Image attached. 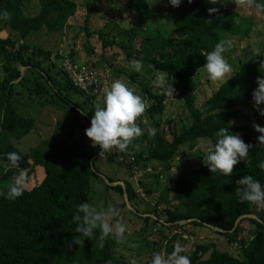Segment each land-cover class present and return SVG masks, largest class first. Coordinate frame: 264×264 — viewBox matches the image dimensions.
I'll return each mask as SVG.
<instances>
[{
  "label": "trees",
  "instance_id": "16d2710c",
  "mask_svg": "<svg viewBox=\"0 0 264 264\" xmlns=\"http://www.w3.org/2000/svg\"><path fill=\"white\" fill-rule=\"evenodd\" d=\"M97 1L92 0L88 14L95 12ZM210 2L182 0L177 8L169 6L160 18L170 25V30L155 29L146 33L159 15L147 0H125L123 9L132 13L134 20L131 27L120 32L124 39L106 41L101 32L95 34L103 40L105 48L117 46L127 60L137 59L143 68L149 67V81L152 82L154 73L159 71L167 83L184 87L202 69V52L211 51L219 40L231 39L232 47L225 53L227 56L238 50L239 43L256 29L251 17H244L237 9L224 4ZM211 7L218 11L209 15ZM0 10L10 13L7 21H0V34H5L0 36V162L4 163L0 167V183L10 182L22 174L25 185L23 194L15 200L4 198L7 188L0 191V264H129L114 254L117 242L113 235L105 238L103 247L99 246L98 230L92 239L83 240L81 245L72 243L77 234L71 217L77 204L92 203V179H100L105 190H111L121 199L124 197L131 207L139 204L130 184L124 183L122 187L113 185L111 179L103 180L94 169V163L104 159L108 164L123 166L127 159L135 157L133 164H142L143 169L150 163L157 166V180L163 170L171 168L181 147L194 150L198 139H206L212 146L215 132L220 127H228L229 132L238 133L246 144L252 145L246 162L237 163L230 176H222L211 174L201 161L198 167L172 180L160 192L157 206L160 203L167 205L164 214L161 213L163 216L154 210V218L144 216L139 219L144 226L159 222L161 230L168 227L178 231L162 246L166 255L172 252L177 234L196 237L199 229L209 230L224 239L234 251H221L212 243L195 245L188 254L184 253L191 264H264V205L241 202L234 192L235 181L246 175L264 184V170L257 166L264 161V145H259L256 140L259 133L248 123L236 125L246 110L251 113L255 125L264 126V116L260 115L264 104L254 105L251 99L255 80L264 75L262 62L237 67L232 77L222 82L199 107L195 105L193 95H186L184 107L189 115V125L178 133H170L169 139L161 129L162 122L154 120L163 115L168 95L152 93L146 85L139 83L149 100L146 114L153 121L156 134L149 137L145 131L132 141L127 153L113 150L99 157L95 145H73L55 152L33 150L24 154L7 139L12 135L20 140L35 126L32 118L20 115L15 108L14 99L21 95V87L51 106L63 105L61 107L66 111L75 110L90 122L92 113H84L83 104L69 100L73 94L86 95L90 91L76 85L63 65L58 68L51 62V51L42 46H29L26 42L42 30L47 33L61 31L75 14L77 4L74 0H0ZM254 12L258 16L255 22L264 18V13ZM68 59L74 68L81 67L75 64L72 55ZM20 68L26 69L24 75ZM130 77L134 82L136 74ZM13 152L20 157L15 164L7 159V154ZM205 154L200 155L201 159ZM132 167L130 163L129 168ZM36 168H41L43 176L33 186H28ZM169 197L173 205H169ZM119 207H125V203ZM150 260L144 264H149Z\"/></svg>",
  "mask_w": 264,
  "mask_h": 264
},
{
  "label": "rangeland",
  "instance_id": "374dc122",
  "mask_svg": "<svg viewBox=\"0 0 264 264\" xmlns=\"http://www.w3.org/2000/svg\"><path fill=\"white\" fill-rule=\"evenodd\" d=\"M77 4L75 14L68 20L64 28L57 33H47L45 30L27 39L29 46H42L46 50L52 52L51 62L61 68L62 65L72 55L76 65L88 67L94 74L97 85L93 88L85 89L90 91L83 95L73 94L69 96L74 104H83L81 108L86 114L91 113L97 104L102 103L105 89L110 86L114 78H123L130 85L134 86L137 92L143 97L146 107L149 105V100L146 94L142 91L141 85H146L152 93H165L168 99L165 102V110L161 117H155V121L162 122L161 129L164 130L168 139L170 133H178L181 128L189 125V115L184 107V98L186 95L195 97V105L199 107L201 103L211 96L218 86L224 81H209L205 78L201 70L195 75L192 81L186 86H174L164 82L160 87H156L151 79L149 67H144L142 72L137 73L128 67V61L121 50L117 46L104 47L103 40L99 38L95 32H101L106 41L116 42L122 41L124 38L120 36V32L128 29L133 25L134 15L126 12L123 8L125 0H99L95 3V12L87 13V10L92 8V0H74ZM153 10L159 15L155 22L148 26L146 33L159 29L163 32L170 30V25L161 20L160 15L164 14L169 4L167 0H157L153 4V0H147ZM218 3L219 0H218ZM224 5L232 9H237L244 17H251L256 24V29L253 30L246 39L239 43L238 50L225 56L228 63L232 66V74L239 66L252 64L255 61L264 62V18L258 20L253 8L246 7V0H223ZM88 20V22H87ZM85 30H88L87 32ZM88 32H90L88 34ZM5 36V34H0ZM1 61V60H0ZM75 65V66H76ZM24 68H20L22 75L25 74ZM136 74L134 82H131V75ZM231 74V75H232ZM58 79L60 77H57ZM2 79L1 63H0V80ZM63 82V80H62ZM142 83V84H139ZM173 92L171 94V88ZM27 88H19L22 91L19 97H15V108L17 112L35 121V126L29 134L21 138L15 139L12 135H8L7 139L21 153L29 154L33 150L42 152H55L64 147L73 145H92L88 140L84 131L89 127V120L86 116L78 115L75 110L69 109L66 111L62 108L63 105L51 106L46 100L31 96L26 91ZM95 95V96H93ZM93 96V97H91ZM72 110V111H70ZM243 117L236 122V125L242 126L248 123L254 125V119L249 111L244 110ZM248 118V120H247ZM170 121V124L167 122ZM147 127H152L153 121L145 112L136 121ZM194 150H190L188 146L181 147L180 153L172 161V166L169 170H163L159 179H155V173L159 172L155 164L150 163L148 168L143 169L141 165H134L135 157L129 158L124 162L123 166L108 164L104 159L97 160L94 163V169L103 180L111 179L115 183H128L136 191L137 206L131 207L123 197L105 190L104 184L99 180H91L92 185V204L97 208H105L112 205L119 209V219L126 225L125 243H117L114 254L129 264H144L151 257L154 251H159L166 256V252L162 248L166 240L172 238L177 230L165 228L161 230L160 223L150 222L144 226L139 217L154 218L158 212L161 216L167 208L166 204L160 203V192L165 189L172 180L180 178L186 171L191 168H196L201 163L200 155H203L211 147L210 142L206 139H198ZM121 161V158L119 159ZM132 163L133 167L129 168ZM1 164H4L0 162ZM2 168H0V171ZM35 176L28 186H33L34 183L41 180L43 171L41 168H36ZM138 172V175H135ZM19 178V177H17ZM16 178V179H17ZM10 182L3 181L0 183V191L7 188ZM112 185V184H109ZM149 191V194H146ZM170 201V197L168 198ZM125 203V207L120 208L119 205ZM169 205H173L170 201ZM156 211L153 213V211ZM162 211V212H161ZM142 213V214H141ZM162 213V214H161ZM143 215V216H142ZM163 221V218L160 217ZM252 218V217H251ZM197 229L196 237H188L177 234L175 243L179 242L185 247V253L188 254L195 245L212 243L221 251L233 252V246H227L224 239L209 232V230ZM245 230L243 231V235ZM135 244V247L127 245ZM174 243V244H175Z\"/></svg>",
  "mask_w": 264,
  "mask_h": 264
},
{
  "label": "clouds",
  "instance_id": "9594fccd",
  "mask_svg": "<svg viewBox=\"0 0 264 264\" xmlns=\"http://www.w3.org/2000/svg\"><path fill=\"white\" fill-rule=\"evenodd\" d=\"M157 0H153V4ZM191 3V0H187ZM222 4L223 0H219ZM172 8H177L182 0H167ZM215 5L218 0H211ZM246 7L254 8L257 13H264V0H246ZM218 11L216 7L208 9V14H214ZM10 13L0 10V21H7ZM231 39H222L215 43L211 51L202 52L204 63L201 66L204 76L209 81H227L232 77V66L228 63L225 53L231 49ZM264 65V62L261 63ZM128 67L140 73L143 70V64L140 60L131 59L128 61ZM164 82V74L155 72L153 84L160 87ZM256 87L251 93V99L254 105L264 104V75L255 80ZM171 94L174 90L170 86ZM146 103L143 97L137 92L134 86L123 78H114L110 86L105 89L101 104H97L91 112L89 127L85 129V137L99 149V157L112 153L113 150L121 153H127L129 145L133 140L144 135L145 131L149 137L156 134L154 127L141 128L137 119L145 112ZM260 115L264 116V109H260ZM253 130L259 135L256 137L259 145H264V126L253 125ZM215 142L207 150L202 162L208 171L213 174L230 176L233 167L243 161L246 162L249 157L248 151L252 147L246 144L240 135L228 131V127H220L215 132ZM7 159L15 164L19 159L16 153H8ZM258 168L264 170V161L258 163ZM235 194L241 202L252 205H264V184L252 176H243L235 181ZM23 175L15 179L7 187L4 198L15 200L20 197L24 191ZM119 209L108 205L105 208H97L92 203L81 202L75 206L71 220L75 225L72 243L81 245L82 241L93 238L96 230L99 231V246L103 247L106 237L113 235L117 243H125L126 225L117 217ZM128 247H135V244L129 243ZM185 253V247L176 242L173 245L171 253L162 255L160 252L152 254L149 264H191L190 258Z\"/></svg>",
  "mask_w": 264,
  "mask_h": 264
},
{
  "label": "built area",
  "instance_id": "2783aa9c",
  "mask_svg": "<svg viewBox=\"0 0 264 264\" xmlns=\"http://www.w3.org/2000/svg\"><path fill=\"white\" fill-rule=\"evenodd\" d=\"M63 67L69 73L72 81L81 89L85 90L97 85L95 74L88 67L74 68L69 59L64 63Z\"/></svg>",
  "mask_w": 264,
  "mask_h": 264
},
{
  "label": "water",
  "instance_id": "95a60500",
  "mask_svg": "<svg viewBox=\"0 0 264 264\" xmlns=\"http://www.w3.org/2000/svg\"><path fill=\"white\" fill-rule=\"evenodd\" d=\"M117 184H119V185H121L123 187V183H115L113 185H117Z\"/></svg>",
  "mask_w": 264,
  "mask_h": 264
}]
</instances>
